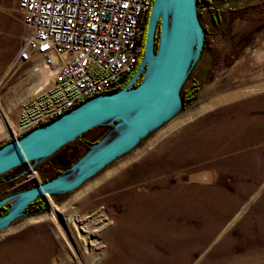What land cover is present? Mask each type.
<instances>
[{
	"label": "rangeland",
	"instance_id": "obj_1",
	"mask_svg": "<svg viewBox=\"0 0 264 264\" xmlns=\"http://www.w3.org/2000/svg\"><path fill=\"white\" fill-rule=\"evenodd\" d=\"M202 1L196 3L206 28L202 49L182 85L192 92L186 100L181 99L177 113L78 187L47 195L0 229V262H6L11 245L37 242L44 236L52 242L49 258L62 264H100L107 257L104 227L112 226L116 217L129 210L126 198H122L124 202L115 199L116 193L132 195L139 204H147L159 192L168 191L174 198L178 192L193 187L197 190V186L201 191V215L178 218L198 236L201 234L198 247L189 249L185 264H264V138L229 150V144L239 139L237 129L206 156L201 154L202 137L222 120L224 101L218 102L222 95H264V56H256L264 50V0H212L210 8ZM24 34L16 0H0V122L6 129L5 115L12 107L9 103L33 80L26 65L14 61ZM13 116L12 112L10 118ZM109 129L108 123L94 126L37 161L31 167L35 168L36 178L29 181L25 179L31 170H23L31 161L25 163L20 168L23 175L0 185V191L7 194L41 182L56 170L54 165L60 173L68 161L73 163L87 150L81 145L82 139L95 136L98 140ZM5 132L0 134V145L9 141L4 139ZM15 171L1 173L0 177ZM198 174L206 178H194ZM204 189L224 192L229 203L220 207L214 203L216 200L203 195ZM51 214L61 218L55 222ZM100 215L107 223L98 232L99 244L83 242L80 233L85 228L76 229L73 217L88 221ZM206 216L208 221L204 222ZM224 224L225 229L216 239L203 241L206 230L216 229V235ZM224 240H228L225 250L213 248Z\"/></svg>",
	"mask_w": 264,
	"mask_h": 264
},
{
	"label": "water",
	"instance_id": "obj_2",
	"mask_svg": "<svg viewBox=\"0 0 264 264\" xmlns=\"http://www.w3.org/2000/svg\"><path fill=\"white\" fill-rule=\"evenodd\" d=\"M203 40L196 0H152L140 59L120 88L91 96L0 145V174L31 161L24 172L88 129L110 124L60 173L0 198V207L8 203L0 213V229L26 214L35 199L44 201L47 195L78 187L172 118L181 106L180 89L200 57Z\"/></svg>",
	"mask_w": 264,
	"mask_h": 264
},
{
	"label": "built area",
	"instance_id": "obj_3",
	"mask_svg": "<svg viewBox=\"0 0 264 264\" xmlns=\"http://www.w3.org/2000/svg\"><path fill=\"white\" fill-rule=\"evenodd\" d=\"M151 1L16 0L25 34L14 61L50 76L8 110L4 139L115 90L136 67Z\"/></svg>",
	"mask_w": 264,
	"mask_h": 264
},
{
	"label": "bare ground",
	"instance_id": "obj_4",
	"mask_svg": "<svg viewBox=\"0 0 264 264\" xmlns=\"http://www.w3.org/2000/svg\"><path fill=\"white\" fill-rule=\"evenodd\" d=\"M256 56L260 59L264 56V50L257 52ZM26 72L33 76V80L9 103L12 107L17 100L33 90L38 83H44L50 76V70L43 66L35 69L28 68ZM223 101L224 108L220 124L212 127V131L209 132L210 135L206 132L204 134L206 136L202 137L201 154L203 156H206L207 152H211L215 148L214 146L222 139L225 137L229 138L232 132L237 129H240L239 139L237 142L233 141V143L229 144V150L239 144H245L247 141H256L264 138V95L254 97V94H236L235 96L225 94L221 96L218 102ZM5 130V126L0 122V134ZM261 164H263L262 161ZM205 174L194 175V178L205 179ZM196 188L197 190L193 187L188 192L187 190L182 193L178 192L179 194L174 198L171 197L172 195L170 196L168 191L159 192L147 204H139V199L132 195L124 196L122 192L116 193L113 196L115 199L124 202L123 199L126 198L127 201L125 202L129 210L124 216L116 217L112 226L106 228L107 225L105 226V224L107 222L104 215L92 217L88 221H81L79 218L73 217L74 226L76 229L84 227L85 230L80 233L83 242H90L94 245L99 244L97 239L98 232L102 231L105 226L102 238L106 244L107 257L100 264H185L188 259L187 253L189 249L191 246L198 247L197 242L201 240V234L198 236L194 230L183 224L186 223L185 220L178 218L186 215L198 217L201 215V191L198 190L197 186ZM223 193L220 190L215 192L204 189L203 195L213 198L216 200H212L214 203L224 207L229 202L227 194ZM235 204L233 203V205ZM53 209L55 210L57 207L53 206ZM202 213L204 212L202 211ZM51 217L55 222H57L58 218H61L59 215L58 217L55 216V214H51ZM206 220L207 216L203 218L204 222ZM226 225L224 224L221 229L219 228L220 231L216 235V229L206 230L202 237L203 241L211 243V240L213 238L216 239ZM64 226L68 227L67 223ZM191 242L193 243L191 244ZM227 245L228 240H224L213 248L221 251L225 250ZM51 250V240L49 241L43 236L37 242L11 245L6 262H0V264H62L61 261H56V258H49Z\"/></svg>",
	"mask_w": 264,
	"mask_h": 264
},
{
	"label": "trees",
	"instance_id": "obj_5",
	"mask_svg": "<svg viewBox=\"0 0 264 264\" xmlns=\"http://www.w3.org/2000/svg\"><path fill=\"white\" fill-rule=\"evenodd\" d=\"M198 1H199V0H196V3H198ZM198 17H199V14H198ZM145 24H146V23H145ZM201 25H202V27H203V29H204V32H205V31H206L205 25H203V24H201ZM143 38H144V35L142 36V40H143ZM139 59H140V55H139V57H138V60H137L136 65L138 64ZM133 71H134V70H133ZM133 71H132V72H133ZM132 72L129 73L128 75H126L125 77H123L122 81L120 82L119 85H117L116 89L120 88V87H121V86H122V85L128 80V78L130 77V75L132 74ZM191 92H192V90H189V91H188L187 88H184V86H182L181 89H180L181 99H182V100H186V99L188 98V96H190ZM107 127H109V126H107ZM81 135H82V134H80L78 137H80ZM96 138H98V137L93 136L92 138H90V139H88V140H83V139H82L81 145L84 146V149H87V148H88L89 141H95ZM71 162H72V161H68V162L66 163V165H64V166L69 165ZM24 165H25V163H24V164H20V165L14 167L13 169H11L10 171H12V170H19V169H20L21 167H23ZM53 169H54V170L56 169V170H55L52 174H49V175H47V176L45 175L42 179H43V180L50 179V178L54 177V176H55L57 173H59V171H60L58 168H56L55 165H54ZM0 211H3V208H2V207L0 208Z\"/></svg>",
	"mask_w": 264,
	"mask_h": 264
},
{
	"label": "flooded vegetation",
	"instance_id": "obj_6",
	"mask_svg": "<svg viewBox=\"0 0 264 264\" xmlns=\"http://www.w3.org/2000/svg\"><path fill=\"white\" fill-rule=\"evenodd\" d=\"M236 1H237V2H236ZM236 1H235L236 3H239L238 0H236ZM202 2L205 3V7H206V8H210V7H211L212 0H203ZM199 21H200V23H201V19H199ZM34 169H35V168H34ZM34 169H32V168L29 169V171L31 170V174H27V175H26V179H25V181H26V180L29 181V180L32 179V178H36V176H35V170H34ZM36 170H37V169H36ZM22 175H23V174L21 173V170L19 169V170H16L15 172L10 173V174H8V175H6V176H4V177H0V185L6 183V182H8V181H11V180L17 179L18 177H20V176H22ZM28 175H29V176H28ZM43 181H44V180H43ZM29 186H32V184H27V185L23 186L22 188L17 189V190H14V191H11V192H8L7 194H4L2 191H0V198L6 196V195H8V194H11V193H13V192H16V191H18V190H21V189L27 188V187H29ZM39 202H40L39 199H35V200H34V201H33V202L27 207V209H28L30 206L35 205V204H37V203H39ZM5 205H8V203H4L3 205H1V207L3 208V211H0V213H3V212H4ZM1 207H0V208H1Z\"/></svg>",
	"mask_w": 264,
	"mask_h": 264
}]
</instances>
